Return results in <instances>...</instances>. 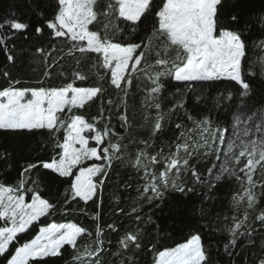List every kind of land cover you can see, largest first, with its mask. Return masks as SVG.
Listing matches in <instances>:
<instances>
[{"label": "snow or ice", "instance_id": "obj_1", "mask_svg": "<svg viewBox=\"0 0 264 264\" xmlns=\"http://www.w3.org/2000/svg\"><path fill=\"white\" fill-rule=\"evenodd\" d=\"M0 55L2 264H264V0H10Z\"/></svg>", "mask_w": 264, "mask_h": 264}, {"label": "trees", "instance_id": "obj_2", "mask_svg": "<svg viewBox=\"0 0 264 264\" xmlns=\"http://www.w3.org/2000/svg\"><path fill=\"white\" fill-rule=\"evenodd\" d=\"M8 3H10V0H0V9L2 8H6ZM249 3L252 5V10H256L258 11L260 8V3L261 0H249ZM247 10V9H246ZM25 41L23 40H18L17 41V45L18 47L21 44H24ZM31 52H26L23 55L18 54V68L21 69L20 71V75L25 76V78H29L31 76V72L28 70V65L32 63L31 59ZM0 62H3V56L0 55ZM13 74L16 75L17 72L16 70L13 71ZM4 81L0 80V84H3ZM140 96L137 95L136 96V103L138 105ZM92 111L94 112L95 109L93 108ZM136 134L137 135H146V133L140 132L138 130H136ZM174 138L173 133L172 132H166L164 134V139H172ZM39 137L36 138H27V137H13L11 135L5 134L3 132H0V147H7L9 148L12 153H13V162H14V170L9 174L8 179L11 181L13 178L16 177L17 175V171L15 170L18 167V164L16 163L17 161L22 162L24 159L28 158L27 156V150L29 147H35L37 141L39 140ZM157 145L159 146V141L157 142ZM3 165L0 164V167H2ZM122 178L126 179L127 178V174L124 173L122 171ZM223 191V190H222ZM105 210H107V200L105 201ZM57 219H61L60 217H57ZM79 220H86L85 217L81 216L78 218ZM153 228L149 227L148 231L149 232H153ZM153 239H155V235L153 232ZM113 239H115V237H113ZM213 241H215L216 239H222V237H213L212 238ZM206 242H208V237H205ZM212 253L213 256L216 255V247L215 244H213L212 247ZM223 257H221L222 259ZM151 261V254H149L147 257H141V264H150ZM0 264H2V262H0Z\"/></svg>", "mask_w": 264, "mask_h": 264}]
</instances>
